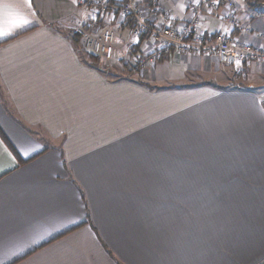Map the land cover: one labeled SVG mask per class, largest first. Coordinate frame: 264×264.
I'll return each mask as SVG.
<instances>
[{"label": "crops", "instance_id": "0c3cea01", "mask_svg": "<svg viewBox=\"0 0 264 264\" xmlns=\"http://www.w3.org/2000/svg\"><path fill=\"white\" fill-rule=\"evenodd\" d=\"M86 1L0 0V130L23 160L0 138V264H199L172 233L206 217L209 264H263L264 64L169 52L109 77L72 38ZM189 2L154 7L182 29ZM236 2L204 35L264 49V0ZM116 32L118 64L158 49Z\"/></svg>", "mask_w": 264, "mask_h": 264}, {"label": "built area", "instance_id": "2783aa9c", "mask_svg": "<svg viewBox=\"0 0 264 264\" xmlns=\"http://www.w3.org/2000/svg\"><path fill=\"white\" fill-rule=\"evenodd\" d=\"M149 1L152 8L144 10L141 0H123L112 5L105 0H87L85 5L96 10V17L86 21L79 30L82 48L96 56L100 66L111 64L117 55L116 29L130 23L133 25L130 30L132 38L148 35L158 47L157 51L135 60L137 70L147 71L157 58L169 52L176 56H212L227 66L242 62L264 64V49L236 40L228 32L204 35L202 27L207 12L224 9L226 21L232 26L238 25L234 16L236 0H190L188 19L182 29L172 25L170 14L154 7L155 0ZM105 19L113 21L105 24Z\"/></svg>", "mask_w": 264, "mask_h": 264}, {"label": "rangeland", "instance_id": "374dc122", "mask_svg": "<svg viewBox=\"0 0 264 264\" xmlns=\"http://www.w3.org/2000/svg\"><path fill=\"white\" fill-rule=\"evenodd\" d=\"M93 57H95L93 55ZM95 59H97L95 57ZM116 59V58H115ZM132 59V61L128 65L125 64H118V62H112L111 64L107 66H100V69L109 77L114 75L116 77H129L131 74L136 75V62ZM256 64V63H255ZM239 65V64H238ZM133 71V72H132ZM212 218L206 217L201 218L200 220L190 221V229L193 230L192 232L183 231L182 234L177 235L175 233H172V236L174 238H178L179 240L184 242L183 248H180V252L183 253L186 258H190V262H192L193 258H196L198 256V259H202L203 263V257L205 259V264H209V259L207 252L209 249H212L213 247H216L215 242L219 234L215 233H208L206 232H197L196 229L201 227H205L204 222H206V226L208 224H212L210 222ZM227 245H225L226 247ZM218 247V245H217ZM187 258V259H188ZM215 264H222L224 260H226L218 251L215 250ZM199 263V264H202Z\"/></svg>", "mask_w": 264, "mask_h": 264}, {"label": "trees", "instance_id": "16d2710c", "mask_svg": "<svg viewBox=\"0 0 264 264\" xmlns=\"http://www.w3.org/2000/svg\"><path fill=\"white\" fill-rule=\"evenodd\" d=\"M107 4L108 5H112V4H114L113 3V1H111V0H108L107 1ZM126 28H128L129 30H131L132 29V27H133V25L132 24H127V26H125ZM73 38V40H74V42L77 44V46H79V44H80V36H78V35H76V36H73L72 37ZM139 38V40H138V42H137V44H136V46L134 47L135 48V51H136V54L139 52V49H140V47H141V45H142V43H143V41H145L146 39H149L150 37L148 36V35H142V36H140V37H138ZM137 38V39H138ZM131 53V52H130ZM142 57V56H141ZM91 59H92V61H93V64L95 65V67L97 68V69H99L100 71H102L100 68H99V61H98V59H95V58H92V57H90ZM140 58V57H139ZM103 72V71H102ZM104 73V72H103ZM0 138L2 139V141L4 142V144L6 145V147L10 150V152L14 155V157L20 162V163H22L23 162V160H22V158H21V156L19 155V153H18V151L16 150V148L12 145V143L8 140V138L2 133V131L0 130ZM94 228V227H93ZM98 237H99V235H98ZM100 238V237H99ZM100 240H101V238H100ZM102 241V240H101ZM264 264V263H263Z\"/></svg>", "mask_w": 264, "mask_h": 264}, {"label": "snow or ice", "instance_id": "6c2138e0", "mask_svg": "<svg viewBox=\"0 0 264 264\" xmlns=\"http://www.w3.org/2000/svg\"><path fill=\"white\" fill-rule=\"evenodd\" d=\"M197 2H199V0H197ZM29 3H30V0H29ZM23 23H27V21H23Z\"/></svg>", "mask_w": 264, "mask_h": 264}]
</instances>
